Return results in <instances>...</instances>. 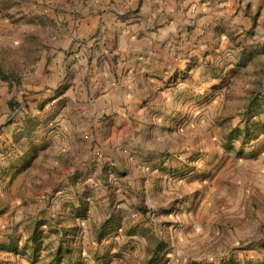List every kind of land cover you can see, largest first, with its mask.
I'll return each instance as SVG.
<instances>
[{"label":"rangeland","instance_id":"rangeland-1","mask_svg":"<svg viewBox=\"0 0 264 264\" xmlns=\"http://www.w3.org/2000/svg\"><path fill=\"white\" fill-rule=\"evenodd\" d=\"M112 1L0 0V264H264V53L244 48L263 2L210 0L220 20L179 28L188 45L147 71L133 108L97 110L121 131L76 145L56 133L53 51L82 9ZM114 65L112 92L128 71Z\"/></svg>","mask_w":264,"mask_h":264},{"label":"crops","instance_id":"crops-1","mask_svg":"<svg viewBox=\"0 0 264 264\" xmlns=\"http://www.w3.org/2000/svg\"><path fill=\"white\" fill-rule=\"evenodd\" d=\"M261 2L264 5V0H257L256 12ZM222 4L210 0H140L120 4L119 0H113L105 11L100 6L82 9L75 21H68V25L75 23V29L72 31L68 27L53 51L58 54L61 81L67 85L61 95L66 105L59 133L56 132L58 138L62 136L77 145L82 138L92 139L99 129L106 130L110 136L121 131L117 122L112 123L110 129H102L106 119L100 120L97 116L100 106L109 104L114 98L118 108H133L135 94L149 84L147 71L164 69L168 56L176 60L188 45L178 36L179 28L188 29L187 26L194 25L195 21L198 25H209L217 19ZM194 29L191 39L196 38L197 29ZM251 45H259V53H264V34L248 38L244 48ZM148 49L155 57L152 68L147 65L150 60L144 56ZM124 60L128 71L122 76L117 91L112 92L107 85L110 68L114 64L119 67ZM54 61L51 59L49 64ZM30 90L37 98L47 91L43 84L30 87ZM71 105L74 111H70ZM132 132L135 134L134 129Z\"/></svg>","mask_w":264,"mask_h":264}]
</instances>
